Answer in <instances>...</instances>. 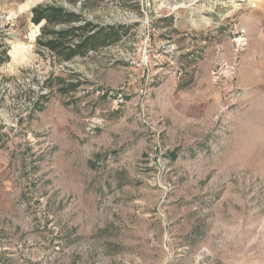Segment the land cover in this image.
<instances>
[{
    "label": "rangeland",
    "instance_id": "rangeland-1",
    "mask_svg": "<svg viewBox=\"0 0 264 264\" xmlns=\"http://www.w3.org/2000/svg\"><path fill=\"white\" fill-rule=\"evenodd\" d=\"M261 14L264 0H0V264H264ZM146 39L164 69H143ZM205 58L211 123L168 88Z\"/></svg>",
    "mask_w": 264,
    "mask_h": 264
},
{
    "label": "crops",
    "instance_id": "crops-1",
    "mask_svg": "<svg viewBox=\"0 0 264 264\" xmlns=\"http://www.w3.org/2000/svg\"><path fill=\"white\" fill-rule=\"evenodd\" d=\"M261 18L263 20L262 24H260L261 29L258 30L257 32L255 31L254 33H256V36L259 35L260 36H264V15L261 14L260 15ZM251 20L252 22H255V24H257V21L255 19H253V15H251ZM250 30L252 31L253 27L249 26ZM253 35V34H252ZM230 38V37H229ZM252 38L254 39V37L252 36ZM264 39L262 38L261 41H263ZM224 47L229 46L231 44L230 41L225 42V39L223 42ZM248 57L251 58V62L253 64V67L256 66V57H255V53L254 52H249ZM209 58H205L204 61H201L200 64H194L193 67H191V73H192V77H191V81L190 83L186 84V86L179 88V80L178 78V82L175 80V78H173L172 75V82L170 83V85H168V88L171 89L170 90V95L171 92H175V96L178 97V109L180 110V112L184 115H186L185 113L190 112V110L195 107V110L192 109V112L194 115H192L193 117L198 118L200 121L204 118L207 119L208 121L210 120V123L215 120L217 117V113L219 112L220 108L222 107V102H221V96L220 93L218 91L217 88L213 87L212 81H211V77H210V67H211V63L208 61ZM252 73L253 75H257V71L256 68L252 69ZM175 74V73H173ZM182 75V73L179 72V76ZM245 76H250L249 74H245L243 77ZM257 77V76H256ZM242 84L245 86H248V91L251 92L250 95H256L258 94V86H257V78H255V80L250 81V80H243ZM172 85V86H171ZM190 93V94H189ZM196 95V100H200V101H196L197 103L192 104V103H187V101L185 102V100H183V98L186 97H190ZM206 101L207 105L205 106V108L201 109L202 104L201 101ZM188 116V114H187ZM2 162L0 161V164ZM5 175L4 172L2 171L1 167H0V187L2 186L1 184L6 183L5 181ZM5 188H6V184H5ZM5 192H2L0 190V196L3 197L5 199ZM6 200V199H5ZM4 202V200H2Z\"/></svg>",
    "mask_w": 264,
    "mask_h": 264
},
{
    "label": "built area",
    "instance_id": "built-area-1",
    "mask_svg": "<svg viewBox=\"0 0 264 264\" xmlns=\"http://www.w3.org/2000/svg\"><path fill=\"white\" fill-rule=\"evenodd\" d=\"M147 40L144 42V49H143V52H142V56L146 57L144 60V65H143V69L145 71H148V70H156L157 68L158 69H164L163 67L165 66V63L167 61L166 59V55L168 53V51L166 50H156L155 53L156 55L155 56H152L151 53L153 52L152 50V46L147 43ZM148 44V45H147ZM166 60V61H165ZM168 62V61H167Z\"/></svg>",
    "mask_w": 264,
    "mask_h": 264
},
{
    "label": "trees",
    "instance_id": "trees-1",
    "mask_svg": "<svg viewBox=\"0 0 264 264\" xmlns=\"http://www.w3.org/2000/svg\"><path fill=\"white\" fill-rule=\"evenodd\" d=\"M45 15H46V13H38L37 14V19H36V22H38V21H40V20H43V19H45L44 17H45ZM2 47V45H1V43H0V48ZM74 51V53L75 52H77L78 50H76V49H74L73 50ZM5 52H7V51H5ZM5 52H3V53H5ZM2 55H5V54H0V56H2ZM0 60H1V58H0ZM6 60V58L4 57V61Z\"/></svg>",
    "mask_w": 264,
    "mask_h": 264
}]
</instances>
